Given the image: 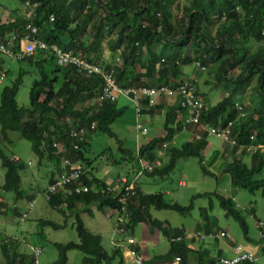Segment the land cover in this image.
I'll return each mask as SVG.
<instances>
[{
    "label": "trees",
    "instance_id": "trees-1",
    "mask_svg": "<svg viewBox=\"0 0 264 264\" xmlns=\"http://www.w3.org/2000/svg\"><path fill=\"white\" fill-rule=\"evenodd\" d=\"M18 1L22 3L24 0ZM29 1L37 4L35 9L37 18L34 23L38 27L39 38L47 43H55L63 50L79 52L85 57L89 54L98 55L101 51L100 44L102 45L106 36L112 33L107 39V49L110 55L118 54L120 57L121 63L115 72V79L119 85L141 86L148 84L150 79L155 80L156 86L175 85L177 81H184L178 79L182 74V65L197 63V67L207 66L208 71L211 68L213 85L219 86L224 95L211 106L202 104L199 123L223 127L230 122V135L236 142V145L231 147L232 151L240 144H264L263 0H187L182 4L183 17L180 19H174L173 10L168 8L169 3H175L176 0ZM50 15L51 20H49ZM184 19L186 20L184 27L176 26V22L173 23L174 20ZM85 23H88L92 32L91 41L87 44H83L76 37L77 34H82L81 26ZM22 24L23 20L18 16H15L14 21L0 22V43L5 42L6 34L20 33ZM214 24L215 32L211 34V27ZM252 43L257 45L254 52L249 53ZM227 49H231L234 53L231 56L226 55ZM20 60L32 64L38 70V78L30 85L27 107H18L14 100L20 81L19 75L9 86L1 89L2 141L9 142L7 132L15 131L30 142L31 151L39 159L46 154L47 159L52 162V168L48 173L50 175L48 184L54 181L53 175L63 169L61 159L68 158L70 162L78 164L81 168L76 180L88 187L87 191L71 195H65L61 190L56 194L49 192L46 201L52 208L64 216L73 213L72 227L77 237L76 242L53 243L56 258L52 264H64L65 253L69 249H77L82 253L80 264H109L116 254L115 249L110 252L103 249L99 235L85 228L74 207L76 203L83 206L94 204L98 210L108 208L122 212L123 209L125 221L121 226L130 235L133 227L142 221L156 228L164 236H168V230L162 226V221L151 217L148 208L186 214L192 208L193 202L187 205L165 202L161 193L141 191L136 183L137 180L134 181L131 195H125L123 189L114 182L120 175L115 173L114 178L107 182L104 178L97 177L92 173L90 160L84 156V152L87 151L91 133L101 131L116 140L122 160L125 158L130 163L129 158H132L136 164L135 169H138V159L141 157L151 159L152 152L162 147V143L170 142L173 134L178 132L183 124L178 122L172 126V123L169 125L166 120L162 125L161 134L145 139L133 152L122 146L116 134L109 128L112 121L122 112L121 108L113 107L114 101L95 102L97 104L87 106L84 104L97 96L101 86L99 76L81 74L71 65L58 66L52 56L40 52L22 57ZM47 64L51 68L49 71H44V65ZM231 68L238 70L234 77L227 73ZM253 77L257 85L253 87V98H249L251 110L245 115H240L243 109L237 104L236 99L243 94ZM176 109L181 111L178 107ZM91 123L93 127L89 128ZM79 127L86 129L81 138L69 135L70 129L78 130ZM52 143L61 144L65 147V151H57ZM205 144L206 135L203 133L198 139L185 142L179 147L166 146L168 158L165 164L154 167L149 172L143 169L142 172L148 175H166L173 169L177 159L187 156L197 157L201 164L199 151ZM216 157L217 152L213 151L209 163L211 164ZM0 167L3 170L1 189L13 191L15 198H19L21 191L18 172L23 169L24 163L12 154L5 153L0 147ZM263 168L264 152H254L250 153L248 164L235 158L223 163L222 170L228 175L230 185L243 188L250 193L259 189L260 196L264 199V176L253 179ZM201 171L206 175L212 174L202 164ZM126 179L132 180L130 177ZM45 191L47 192L46 189ZM211 196L218 200L225 215L230 216L239 225L246 242L254 245L261 241L258 232L264 233V221L261 223L259 220L261 225H257V240L247 237L244 217L234 208L230 198L215 192L198 193L194 197H207V206H210ZM122 197L125 198L124 201L120 199ZM3 206V202L0 201V212L3 211ZM86 211L89 212V209ZM25 216V211L19 214V218ZM38 224L54 229L62 226L43 219L39 220ZM177 232L182 236L180 231ZM183 239L182 236L181 239L170 242L167 251L157 255L155 259L178 256L185 261L191 249L186 246ZM10 244L14 245L7 237L0 242L5 264H29L28 254L24 256L10 252ZM195 264H216V260L214 257L208 258L205 254L203 256L199 253L195 258Z\"/></svg>",
    "mask_w": 264,
    "mask_h": 264
},
{
    "label": "rangeland",
    "instance_id": "rangeland-1",
    "mask_svg": "<svg viewBox=\"0 0 264 264\" xmlns=\"http://www.w3.org/2000/svg\"><path fill=\"white\" fill-rule=\"evenodd\" d=\"M185 1L187 0H176L175 3H169L168 8L171 9V11L173 10L174 19H180L183 17L182 4ZM18 2V0H0V16L6 8L12 9L11 13L17 16V12L13 8H17L18 6L20 9L21 4ZM185 21V19L183 21L174 20L173 23L176 22V26L184 27ZM215 27V24L211 27V34H214ZM81 28L83 29L82 34H77L76 37L83 44H87L92 38L91 29L88 23H85ZM111 34L106 36L102 45L100 44L99 50H103V48L107 47V39ZM256 45L257 43H252L250 45L249 53L254 52ZM187 50L189 51V49ZM105 52L108 53V51ZM225 53L226 55L228 54V56H231L234 52L231 51V49H227ZM105 56L106 60L111 61L115 54L112 56L109 53V55ZM50 68L51 66L49 64L44 65V71H49ZM0 70L4 73V77H0V92L4 86H9L19 75L20 81L17 85L14 100L18 107H27L29 104V88L32 81L38 78V70H36L32 64L11 59L3 53H0ZM202 72L204 75L207 74L206 70H203ZM227 73L234 77L237 75L238 70L231 68L228 69ZM58 77L60 78V76ZM256 85L257 82L253 77L249 86L243 91V94L236 99L237 104L241 105L243 109V113L240 115H245L251 110L249 98H253V87ZM56 86L57 85L55 84L54 87ZM219 92L221 93L218 89L217 92L216 90L212 91L210 95L214 99H209V104L213 105L218 100ZM119 101L120 100H117L115 105L117 107H122L121 102ZM134 112L132 106L124 105L121 114L109 125L111 131L116 134V138L121 141L122 146L132 151L135 139ZM152 136L151 132L148 131L147 137ZM7 137L9 142L2 141L0 136V147H2L5 153L17 157L22 163H24V167L18 172L20 177L19 189L21 195L17 199L15 198L13 191H3L1 189L3 170L0 167V201L4 204L2 208L3 211L0 212V242L4 240L5 237L10 238L14 245L10 244L11 248H9V251L24 256L30 253V248L38 247L40 249V254L38 256L39 264H52L56 258V249L53 246L54 242L64 243L67 241H77L75 231L72 227L74 215L73 213H68L64 216L62 213L52 208L46 201V178L50 168H52V162L47 159V155L45 154L39 159L31 151L30 142L20 137L18 132L8 131ZM187 137V132H181V134L174 135L170 146H181L186 142ZM145 138L146 137H140L139 140L142 141L145 140ZM89 141L84 156L90 160L93 168L92 173L94 175L100 178L106 177L113 179L115 173H119L120 175L128 170L126 168L128 161L121 159V153L117 149L116 140L114 138L107 136L101 131H94L91 133ZM206 142L208 143V149H210L208 153L202 155L203 163L201 162V164L208 171L212 172L213 175L203 174L198 158L187 156L179 158L175 162L173 169L166 175L140 176L137 180V184L143 191H146L145 193H161L165 202H177L182 205H187L188 203L193 202L190 214L186 216L187 219L189 217L199 219V206L205 207L206 214L209 216L208 219L212 224L211 226H213V229L217 232L223 231L225 233L223 237L218 238L219 242L230 241L239 244L247 243L252 250L254 247L253 244L245 241L239 225L230 216L225 215L215 197L211 196L210 206H207V197H194L196 194L202 192H215L224 197L230 198L233 202L234 208L244 217L247 226V237L252 240H257L259 225L255 223L251 214H254L261 223L264 221V199L260 196V190L257 189L253 193H250L243 188L230 185L228 175L222 170L223 163L229 162L235 158L240 159L242 162H244V159L247 163L248 160L245 159V154L248 152H243L240 148L232 151L230 147L222 144V142L214 136H208ZM214 150L218 152V155L215 161L208 165L210 156H212ZM262 176H264V168L259 174L255 175L253 179L255 180ZM180 180L183 181V186L178 184V181ZM74 207L77 209V213L87 230L94 234H102V237L105 239L103 242L104 247L109 251L110 245L108 243V236L110 232L114 231L113 224L115 214L109 219L108 216H112L113 213L110 212L108 208L98 210L94 204L83 206L76 203ZM86 209H89V212L86 211ZM24 211L26 216L19 218V214ZM17 212L18 215H16ZM148 213L151 217L160 221L166 219L168 222H176L177 220H181V216L172 210H158L151 208ZM42 219L62 224V226L56 229L46 225L40 226L38 221ZM135 230L138 232L136 228ZM114 234L116 235L115 231ZM213 239L215 238L205 237L202 241L205 247L208 246L209 250H211V245L209 244H214ZM161 241L162 243L158 246H150L149 244H146L148 251L152 253L160 252L162 250V245L165 246V243H167L164 237ZM65 256L64 264H80L82 253L77 249H69L66 251ZM256 256V261L253 264H264V253L257 254ZM0 264H5L1 250Z\"/></svg>",
    "mask_w": 264,
    "mask_h": 264
},
{
    "label": "built area",
    "instance_id": "built-area-1",
    "mask_svg": "<svg viewBox=\"0 0 264 264\" xmlns=\"http://www.w3.org/2000/svg\"><path fill=\"white\" fill-rule=\"evenodd\" d=\"M264 1V0H263ZM36 3L24 0L21 3L22 14V31L20 33L13 32L9 35V38L5 42L0 43V52L8 55H31L35 51H38L44 55L52 56L54 63L58 66H73L77 72L84 75H97L101 78V86L97 96L93 99L95 102L108 101L113 102L117 96H124L130 99L137 113L138 99L142 97L150 98L155 95H165L178 97L177 105L180 109L186 111L188 116L185 117V122L193 124L197 131H194L193 138L198 139L202 133L206 136H214L221 142L229 147L236 145L235 139L230 135V122H227L225 126H213L207 123H199V115L202 108V101L194 93V84L191 81H177L175 85L162 84L154 87L144 86H124L119 85L115 79L116 69L119 67L121 61L118 54H115L111 61L106 60L104 54L99 55V59L94 57V54H89L86 57L81 56L79 52H72L71 50H63L55 43H47L39 38L38 27L34 23L37 18ZM52 16H49L51 20ZM22 43L21 51L14 48L15 41ZM197 66V63H195ZM199 69H203V66H198ZM238 109L240 107L238 106ZM93 127V123L89 125V128ZM84 127H79L78 130L70 129L69 135L80 137L84 134ZM136 132L145 133V128L138 122L135 123ZM251 138V137H250ZM58 145V147H57ZM53 146L57 151L64 152L65 147L61 144L53 143ZM162 148L165 147V143H162ZM75 148V145H73ZM243 149L248 153L264 152V144L262 143H247L244 144ZM61 167L63 169L55 174V179L52 183L47 185V192L45 194L46 199L50 194L58 193L60 190L65 195H71L72 193H78L81 191H87L88 187L81 184L76 179L79 177L81 168L78 164L70 162L68 158L61 160ZM145 170H151L150 166L146 165ZM143 170V169H142ZM139 170V173L142 172ZM125 176H120L114 180L119 185V188L123 189V194L130 195L132 191L133 180L128 181ZM109 187L107 186V189ZM121 191V190H120ZM124 201V197L120 198ZM125 221L124 210L120 211L115 219V233L120 237V241L126 244L127 256L130 258V264H143V257L140 251L136 248L135 238L128 234L123 227L122 223ZM261 225V223H259ZM205 235H211L210 233L204 234L197 231L192 233V237L201 240ZM219 236H223V232L218 233ZM215 234V236H218ZM261 241L254 244L251 250L247 244H233L230 256H220L217 258L218 264H244L253 263L256 261L257 254L264 252V233L258 232ZM259 238V239H260ZM178 238H175L177 240ZM30 263L39 264L38 256L40 249L37 247L30 248Z\"/></svg>",
    "mask_w": 264,
    "mask_h": 264
},
{
    "label": "crops",
    "instance_id": "crops-1",
    "mask_svg": "<svg viewBox=\"0 0 264 264\" xmlns=\"http://www.w3.org/2000/svg\"><path fill=\"white\" fill-rule=\"evenodd\" d=\"M19 4H21V3H19ZM13 9L16 10L17 16L22 19V14H21L22 7L20 6V9H19L17 6V8H13ZM11 10L12 9H10V8L4 9L3 13L0 16V22L1 23H7V22L14 21V18L16 15H13L11 13ZM10 34L9 33L6 34L7 39L9 38ZM38 36H39V34H38ZM21 47H22V43L18 40L15 41L14 48L21 51ZM106 48H103V50H101L98 53V55L94 54L96 56L95 58L99 59V55L102 53L104 54V56L109 55V51ZM105 51H108V53H106ZM35 52H38V51H35ZM0 53H3V52H0ZM3 54L7 55L11 59L19 60V61H21L20 59L22 57L33 55V54H31V55H21L20 56V55H8L6 53H3ZM105 58H106V56H105ZM181 68H182V74L179 76L178 79H183L185 81H192L194 84V90L196 92L195 94L198 97H200L202 104L204 106H211V104H209V99H214V98L210 94L212 93L213 90L214 91L216 90V92H217V89L221 91L219 86L213 85L214 78H213L212 69L210 68L208 71L207 66L203 67V69H199L195 64H192V63L182 65ZM203 70H206L207 74L204 75V73L202 72ZM139 71H142V70H139ZM202 75L205 76V79H204V76H202ZM0 77H4V73L2 72V70H0ZM145 80H148V79H145ZM154 81H155L154 79H150L148 81V84L141 85V86L154 87V86H156L154 84ZM221 93L219 92L218 100L224 95L222 91H221ZM117 100H120L119 102H121L122 107L124 105L132 106L134 111H135L134 112L135 113L134 123L138 122L139 124L142 125L143 128H145L144 134L142 132H136L135 131L133 152H135L134 149H136L137 146L142 141H144V140L140 141L139 140L140 137L141 138L146 137L145 139L149 138V137H147L148 131H150L152 135L161 134L162 125L166 120H168L167 123L169 125L172 123V126H173V124L178 123V122L183 124L181 126V129L178 132H175L173 134L170 142H164L165 143L164 148L159 147V148H156V150H154L152 152V158H151L152 160L149 158L146 159L145 157L139 158L138 162H137L138 163V169H135L136 168L135 161L132 158H129L130 163L128 162V167H126L128 170L124 174H120V176L122 175L125 177H130L131 179L139 178L140 176H144V175L152 176V175L145 174L143 172L139 173V170L146 168V165L150 166V168H154V167H160L161 165L165 164V162L167 161V158H168V154L166 153L165 149H166V146H170L172 144V140H173L174 135L181 134V132H187L188 137H187L186 142L194 139L193 138L194 131H197V130L194 128V126H192L190 124L184 125L185 117L188 116V113L186 111H182V109H181V111H177V109H176L178 107L177 106V101H178L177 96H175V95L165 96V95L160 94V95L152 96L150 98H147V97L139 98L138 104H137V108H138L137 113H136V110L133 106V103L130 101V99L127 97H124V96H120V95L117 96V98L113 102L114 108H121L122 109V107H117L115 105V102ZM85 104L87 106V105H92V104H97V103H95V101L93 99H91L89 101H86ZM178 109L180 110L179 107H178ZM170 112L173 114L172 115L169 114ZM200 137H201V135H200ZM207 137L208 136H206V138ZM222 144H224V143L222 142ZM243 145L244 144H240L237 146V148H240L243 152L244 151L246 152V150L243 149V147H241ZM209 149H208V143L206 142L204 148L199 151V156H200L202 163H203L202 155L208 153ZM214 151H216V150H214ZM217 155H218V152H217ZM121 159H122V157H121ZM245 159L248 160L247 163L245 162L244 159H243V161L246 164H248L249 159H250V153L245 154ZM123 160H127V159L124 158ZM208 165H210L209 162H208ZM147 172H149V170H147ZM117 175H119V173ZM210 175H213V174H210ZM49 176L50 175H47V178H46L47 184H48ZM104 179L106 182L111 180V179L106 178V177ZM136 183H137V181H136ZM178 184L180 186H183V181L182 180L178 181ZM139 188H140V186H139ZM140 190L143 191L141 188H140ZM143 192H146V191H143ZM202 193H204V192H202ZM180 205H182V204H180ZM150 209H151V207L148 208V211ZM199 210H200V214L198 217L199 219H195V218H191V217H189L187 219L186 216H188L190 214V211H189L186 214H180V213L176 212L179 216L182 217V218L180 217L181 220H177L176 222H173V221L168 222L166 219L161 220L163 223L162 226L168 230V236H164L156 228L150 227L145 222H142V221L138 222L133 227L131 235L136 240V248L140 251V253L143 257V264H195V258L197 255H199V253L202 254L203 256L205 254L208 258L214 257L215 259L219 256H230L232 254L231 249H230L231 245L237 244V243H232L230 241L219 242L218 239H213L214 244H209V245H211L210 246L211 250H209L208 246L205 247L203 245L202 241H197L195 239H189V237L192 235V233L194 231L208 232V231H211L213 229V226H211L212 224L210 223V221L208 219L209 216L206 214L205 207L199 206ZM110 212H112L113 214H112V216H108L109 219H110V217H113V215L115 214L114 224H113V229H114L115 228V219H116V216L119 214L120 211L110 210ZM252 216L254 218L255 223L258 224L259 219L256 218L254 216V214H252ZM135 228L137 229L138 232H136ZM114 231L110 232V234L108 236V243L110 245L109 251H107L106 248L104 247L103 242L105 241V239L102 237V234L101 233L98 234L100 237V244H101L103 249H105L107 252H110L113 249L116 250V254L110 260L109 264H130V258L127 256L126 244L123 241H120V237L118 236L117 233L115 235ZM177 231H180V234L182 233V236L184 238L183 240L185 242H187L186 246L191 249V252L188 254L187 259L184 261L183 259L179 258L178 256H175V257H170L168 259L156 260L155 257L157 255L164 254L165 251H167L169 243L171 242L170 238L180 237V239H181L182 236L178 235ZM135 232L137 235L135 234ZM104 237H105V235H104ZM163 237L166 239L167 243H165V246L162 245V250L160 252H157V253L149 252L146 244H149L150 246H158V245H160V243H162L161 239ZM27 256H29V254ZM177 258L179 260H175ZM99 264H103V263H99Z\"/></svg>",
    "mask_w": 264,
    "mask_h": 264
},
{
    "label": "clouds",
    "instance_id": "clouds-1",
    "mask_svg": "<svg viewBox=\"0 0 264 264\" xmlns=\"http://www.w3.org/2000/svg\"><path fill=\"white\" fill-rule=\"evenodd\" d=\"M61 160H62V159H61ZM55 174H56V173H55ZM54 176H55V175H54ZM137 179H138V178H135L134 180L132 179V180H133V185H134V181H136ZM47 185H48V184H47ZM133 185H132V188H133ZM46 188H47V186H46ZM45 194H46V193H45ZM130 195H131V194H130ZM30 202H31V201H30ZM259 223H260V222H258V224H259ZM197 232L204 233V234L210 233L211 235H209V236H208V235H205V237H212V238H215V239H218V238H220V237H223L224 234H225L223 231H218V232H217V231H215V229H212L211 231H208V232H201V231H197ZM219 232H223V236H219V235H218ZM215 234H217L218 236H215ZM205 237H204V238H205ZM175 238H178L177 240L180 239V237H175ZM175 238H170V241H171V242L176 241ZM204 238H203V239H204ZM189 239H195V238H193L192 235H191V236L189 237ZM203 239H201V240L195 239V240H197V241H203ZM186 243H187V242H186ZM237 244H239V243H237ZM247 245H248V244H247ZM231 246H232V245H231ZM29 256H30V253H29ZM219 257H220V256H219ZM217 258H218V257H217ZM217 258L215 259V260H216V264H218V262H217ZM175 260H178V259H175Z\"/></svg>",
    "mask_w": 264,
    "mask_h": 264
}]
</instances>
